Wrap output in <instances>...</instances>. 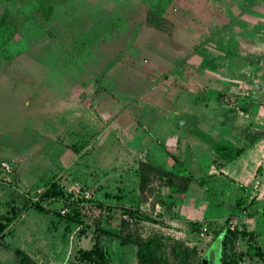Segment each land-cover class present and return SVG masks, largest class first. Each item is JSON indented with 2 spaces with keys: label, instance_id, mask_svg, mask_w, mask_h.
I'll list each match as a JSON object with an SVG mask.
<instances>
[{
  "label": "rangeland",
  "instance_id": "rangeland-1",
  "mask_svg": "<svg viewBox=\"0 0 264 264\" xmlns=\"http://www.w3.org/2000/svg\"><path fill=\"white\" fill-rule=\"evenodd\" d=\"M258 143L264 0H0V264H137L96 221L156 239L155 264H222L243 209L232 251L264 250L263 188L228 174Z\"/></svg>",
  "mask_w": 264,
  "mask_h": 264
},
{
  "label": "trees",
  "instance_id": "trees-1",
  "mask_svg": "<svg viewBox=\"0 0 264 264\" xmlns=\"http://www.w3.org/2000/svg\"><path fill=\"white\" fill-rule=\"evenodd\" d=\"M42 194L44 196L52 195L55 194V192H53L52 190H45L43 191ZM32 205L38 209L43 208L37 202H33ZM51 210L55 211L53 207H51ZM123 211L126 212L129 216H138L135 210L123 209ZM8 220H9L8 218H5L3 222L0 221V231L3 230ZM227 220H229V218ZM227 220H225V222ZM98 223H99L98 221L92 223L96 225L95 229L98 232L103 233L109 237L112 236L118 238L119 241L122 243L127 242V243L135 244L136 246L135 255H136L137 264H155L159 260V258L156 255V251L158 250V246H159L156 239L152 237L148 239H144L138 235H131V234L122 235L121 233L111 229L109 226L100 228ZM225 228L226 227L224 226V228L222 227L219 230L221 236L220 237L221 250L219 254V259L222 264H234V263L236 264L237 262H244L245 255H248L249 258L254 257L255 259L258 258L264 261V252L257 245L250 247L245 252L238 251L234 253L232 251L236 240H246L248 238L254 239L257 236L255 230L251 228H247L244 222H241L232 229H228V228L225 229ZM14 252L16 255V262L14 264H36L23 251L19 249H15ZM82 252L83 255H85L86 257H89L91 253H95L99 259H104L107 258L108 256L106 249L104 247L99 246L96 243H94L92 247L87 250L83 249Z\"/></svg>",
  "mask_w": 264,
  "mask_h": 264
},
{
  "label": "crops",
  "instance_id": "crops-1",
  "mask_svg": "<svg viewBox=\"0 0 264 264\" xmlns=\"http://www.w3.org/2000/svg\"><path fill=\"white\" fill-rule=\"evenodd\" d=\"M259 147L260 145L258 143L257 145L253 144L252 146H249V148H245L242 153L235 159V163L232 164L234 168L229 169L231 167H228V169L230 170L228 171V174L231 173L233 178L237 179L241 183H250V186H254V189L259 187L260 189H264V153L257 152L256 149ZM258 168H260V173L257 171ZM250 191L252 192L253 189ZM263 197L260 199H263ZM246 219L247 218L244 217L243 222L245 224L247 221ZM262 251L264 252V250ZM240 264H244V262Z\"/></svg>",
  "mask_w": 264,
  "mask_h": 264
},
{
  "label": "built area",
  "instance_id": "built-area-1",
  "mask_svg": "<svg viewBox=\"0 0 264 264\" xmlns=\"http://www.w3.org/2000/svg\"><path fill=\"white\" fill-rule=\"evenodd\" d=\"M10 173V166H9V163H8V161H5V160H1L0 161V178H1V176L2 175H7V174H9ZM264 196V189L263 190H261V191H258V193L256 194V197L257 198H261V197H263ZM244 217H245V210L243 209L242 211H241V214L239 215V216H237V217H234V218H230L229 220H227L226 219V217L223 219V222H222V224H221V226H220V229L223 227L224 228V226L226 227V228H228V229H232L233 227H235V226H237L238 224H240L241 222H243V220H244ZM225 220H227L226 222H225ZM209 226L206 224V223H202L200 226H199V229H198V234L200 235V236H203L208 230H209V228H208ZM225 228V229H226ZM219 229V230H220ZM218 230V231H219ZM240 263H242V262H240ZM262 264H264V261L262 262Z\"/></svg>",
  "mask_w": 264,
  "mask_h": 264
},
{
  "label": "water",
  "instance_id": "water-1",
  "mask_svg": "<svg viewBox=\"0 0 264 264\" xmlns=\"http://www.w3.org/2000/svg\"><path fill=\"white\" fill-rule=\"evenodd\" d=\"M205 262H206L205 260L200 259L196 264H205Z\"/></svg>",
  "mask_w": 264,
  "mask_h": 264
}]
</instances>
